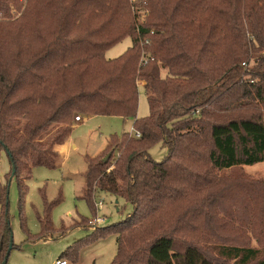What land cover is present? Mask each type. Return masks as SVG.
<instances>
[{
	"label": "trees",
	"instance_id": "trees-1",
	"mask_svg": "<svg viewBox=\"0 0 264 264\" xmlns=\"http://www.w3.org/2000/svg\"><path fill=\"white\" fill-rule=\"evenodd\" d=\"M141 5L149 10L143 23L130 0H0V149L9 157L8 177L18 180L20 215L33 169L55 167L56 146L76 114L133 118L134 134L112 137L106 156H85L77 197L93 204L109 193L134 211L75 245L115 234L112 264H264L261 248L224 243L212 256L182 236L192 227L195 212L183 203L194 190L213 184L216 171L264 161V0ZM127 37L132 45L107 59ZM139 82L146 117L138 116ZM156 143L168 148L163 161L150 154ZM44 200L42 236L53 230L61 198ZM0 206L2 264L12 233L8 182L0 183ZM249 224L262 243L264 228Z\"/></svg>",
	"mask_w": 264,
	"mask_h": 264
},
{
	"label": "rangeland",
	"instance_id": "rangeland-1",
	"mask_svg": "<svg viewBox=\"0 0 264 264\" xmlns=\"http://www.w3.org/2000/svg\"><path fill=\"white\" fill-rule=\"evenodd\" d=\"M142 1L130 0L134 4L132 10L137 13L140 23L145 21L149 12L141 5ZM12 8L13 16H17L18 10L14 6ZM131 45V37H127L106 52L107 59L122 55ZM257 64L256 57L253 56L250 67L256 68ZM247 71L243 70L244 80L251 78ZM165 73H162L163 76ZM144 85L139 82V117L149 115L147 90ZM240 114L244 113L239 111L233 116ZM77 116L82 114L74 116L73 126L78 122ZM124 132L134 134L133 118L108 115L82 118L71 136L77 147L74 149L70 145V150L62 154V166H37L33 169L32 177L27 182L24 220L20 215L18 180L16 177L11 180L8 177L11 171L9 157L6 151L0 149V183H9V216L14 242L7 264H53L68 250L69 256L64 258L69 264L113 263L118 247L115 234L93 243H75L91 235L96 226L105 227L126 219L133 213V206L109 193L98 194L93 204L79 199L77 195L84 183L83 174L87 168L85 156H106L108 152L105 149L110 139L121 136ZM150 154L153 159L163 161L168 154V148L162 143H156ZM212 178L213 184L197 188L183 203L187 211L195 212L189 218L192 227L182 235L183 238L190 243L201 244L212 256H218V245L224 243L261 248V256H264V234L260 236L262 243H258L249 224L252 220L253 228H264V161L216 171ZM44 196L50 202H56L60 198L61 200L52 208L50 219L53 230L42 236L39 216H45ZM101 199L105 202L103 208L97 206ZM198 211L200 213H196ZM97 215L105 216L103 224L97 225L93 222ZM70 247L73 248L69 249ZM74 260L77 262L74 263ZM230 264L235 262L232 260Z\"/></svg>",
	"mask_w": 264,
	"mask_h": 264
},
{
	"label": "crops",
	"instance_id": "crops-1",
	"mask_svg": "<svg viewBox=\"0 0 264 264\" xmlns=\"http://www.w3.org/2000/svg\"><path fill=\"white\" fill-rule=\"evenodd\" d=\"M89 118H90V117H89ZM85 119H86V118H85ZM83 120H84V119H83ZM81 122H82V120H81V121H78V122L73 126V128L71 129V132L69 133V135H68V137H67L65 143L56 146V150H57V152H58V155H57V157L55 158V167H54V168H58V167L62 166V165L60 164V163L62 162V154H64V152L70 150V148H69L70 145H72V148H74V149L77 147V145H75L74 141L72 140V137H71V136H72V133H73L74 129L76 128V126H77L79 123H81ZM83 182L85 183V181H84V177H83ZM84 183H83V186H84ZM83 186L81 187V190L83 189ZM81 190L79 191V194H80ZM77 196H78V195H77Z\"/></svg>",
	"mask_w": 264,
	"mask_h": 264
},
{
	"label": "built area",
	"instance_id": "built-area-1",
	"mask_svg": "<svg viewBox=\"0 0 264 264\" xmlns=\"http://www.w3.org/2000/svg\"><path fill=\"white\" fill-rule=\"evenodd\" d=\"M76 120L77 121H81L82 120V117L81 116H77L76 117ZM136 135L139 136L140 133L139 132H136ZM97 206L99 208H103L105 206V202H104V199H101V201L98 202ZM105 221V216L103 217H99L98 215L94 218L93 222L96 223L97 225H101L103 224V222ZM53 264H69L68 260L65 259V258H59L58 260H56L55 263Z\"/></svg>",
	"mask_w": 264,
	"mask_h": 264
},
{
	"label": "water",
	"instance_id": "water-1",
	"mask_svg": "<svg viewBox=\"0 0 264 264\" xmlns=\"http://www.w3.org/2000/svg\"><path fill=\"white\" fill-rule=\"evenodd\" d=\"M13 174H15L14 166H13ZM13 245H14V242H13V231H12L11 238H10V244H9V248H8V252H7V256H6V258H5V260L3 261L2 264H7L9 256H10V253H11V250L13 249Z\"/></svg>",
	"mask_w": 264,
	"mask_h": 264
}]
</instances>
